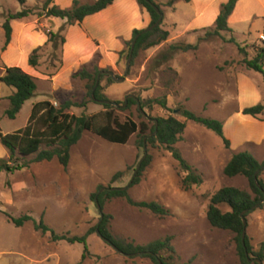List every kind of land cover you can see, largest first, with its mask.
I'll return each instance as SVG.
<instances>
[{
	"label": "rangeland",
	"instance_id": "rangeland-1",
	"mask_svg": "<svg viewBox=\"0 0 264 264\" xmlns=\"http://www.w3.org/2000/svg\"><path fill=\"white\" fill-rule=\"evenodd\" d=\"M47 1H27L26 6L32 7L37 15L11 21L14 41L21 42L32 29L34 35L41 31L48 38L49 27L44 21L47 16L38 15L45 13L43 8ZM157 1L165 12L170 0ZM239 2L240 6L231 22L233 29L222 31L221 35H206L208 30L215 27V10L206 9L197 15L201 6L198 9L192 2L179 1L177 14L182 20L178 21V25L165 23L164 19L162 21L161 28L169 32L166 40L140 49L124 81H109L106 77L100 79L102 93L106 98L119 102L120 107L106 108L93 100L88 95V80L76 74L84 69L92 73L97 69H108L117 76H124L127 68V59L124 57L118 59L116 64H111L95 54L75 71L70 94L60 91L57 97H47L55 100L54 105L57 107L67 100L77 103L86 101V106H73L67 111L78 116L98 113L97 123L101 125L106 123L105 113L108 110L120 121L131 118L137 124H147V133H150L154 120L159 116L172 114L186 123L182 139L175 146L202 174L203 182L186 189L183 186L185 174L172 154L164 146L147 143V155L152 156V161L144 170L140 182L129 187L133 199L158 201L171 210V215L161 218L148 210L130 205L122 197L107 199L103 208L105 214L111 215L110 230L120 241L145 245L166 235H173L176 264H256L254 260L244 262L241 259L236 233L213 227L206 212L210 196L223 186L251 191L246 177H228L224 174V167L233 154L245 150L254 154L259 161H264V142H245L236 146L230 140V145L226 146L214 131L182 114L186 108L224 123L234 114L243 113L244 108L238 100V77L250 73L264 89L262 74L249 69L244 62L245 58H253L257 48L264 44V0ZM24 7L18 0H0V67L5 66L7 58L15 53L12 49L6 54L3 23L9 13ZM188 22L198 27L186 31L183 28ZM60 37L41 46L45 65L59 64ZM231 37L235 38L236 43L229 41ZM177 43H190L197 45V48L172 52L170 46ZM13 90L1 83V94L6 95ZM128 94L140 97L143 102L165 97L170 110L152 103L143 109L147 114L143 115L137 104L130 108L122 106ZM39 96L36 92L34 97L27 100L15 119L7 116L1 118L3 132L12 133L25 127L31 113V102ZM139 139L138 132H135L127 143H114L84 130L80 140L71 148L70 163L66 168L57 158L35 161L34 154L19 159L28 164L26 168L14 173L1 171L0 264H154L142 255L127 256L118 252L97 232L91 233L87 240L92 255L82 259L83 243L53 241L50 232L44 234L36 230L34 224L43 221L57 233H68L70 236L84 235L95 227L101 216L91 194L100 185L118 188L129 186L135 168L145 153V149L138 145ZM47 142L44 141L41 149L54 147ZM119 171L124 174L112 182L113 175ZM261 177L264 180V169ZM221 207L224 211L229 209L227 205ZM5 213L14 217L29 214L33 220L18 227L7 219ZM245 217L247 236L252 245L250 255L256 258V253L264 243V203L249 210Z\"/></svg>",
	"mask_w": 264,
	"mask_h": 264
},
{
	"label": "trees",
	"instance_id": "trees-1",
	"mask_svg": "<svg viewBox=\"0 0 264 264\" xmlns=\"http://www.w3.org/2000/svg\"><path fill=\"white\" fill-rule=\"evenodd\" d=\"M23 6L22 10L15 13H9L5 22L3 23V28L5 31L6 41L5 46H7L11 41L12 36V20H22L36 16L37 13L32 7H27L26 3L28 0H18ZM52 0H48L43 8L45 13H40L38 15H45L47 17L54 16L62 19H66V24H76L89 15L95 14L109 5H111L114 0H94L86 1L73 0V4L70 8H60L56 5L50 6ZM176 1H168V6H172ZM189 2L191 0H183ZM239 0H227L221 6L220 12L215 20L214 29L207 31L206 35H221L222 31H231L229 26V17L235 10L237 2ZM139 5L147 10L151 16L150 25L155 23L159 18L158 12L153 7V4L161 9V4L157 0H138ZM162 24V23H161ZM161 24L155 29L149 32H143L144 29H135L133 31V36L131 40L127 41L126 48H124L119 53V59H128L131 43L133 39L141 34L136 42L133 59L137 56L140 49L149 48L158 45L162 41L166 40L169 32L161 28ZM61 34V35H60ZM48 42H54L61 36V46L65 42L64 35L62 31L56 33L49 30ZM230 42L236 43L234 37L229 39ZM197 45L193 44H172L170 50L172 52L177 51H188L190 49H196ZM240 50L243 48L238 45ZM41 46L34 48L29 55V64L36 67L42 58ZM132 59V60H133ZM245 64L249 69L260 72L264 80V44L257 48L256 55L251 58L244 59ZM97 69L94 73L87 70H82L76 75L83 79H87L88 95L91 96V91L95 85L98 73L100 71H106ZM106 77L109 81H112V77L108 74H102L101 78ZM0 81L5 85L14 88V93L9 97V107L6 110V115L10 119H15L17 114L20 112L21 108L25 102L35 96L37 92V80L34 76L25 72L19 66H6L0 75ZM95 97L98 99H108L102 93V86L99 84L95 91ZM138 97V96H137ZM141 107L144 109L150 106L152 103H158L163 109L170 110L167 104L166 98L151 99L147 102H143L140 97ZM119 103V102H117ZM138 105V102L134 98L128 99L127 108L132 105ZM106 108H114V105L103 104ZM73 106H86V101L77 103L71 100L65 101L60 107H57L49 100H44L37 102L33 105L29 121L27 125L20 128L12 133H2L0 128V140L1 143L7 148L9 156L7 158H0V172L6 171L14 173L17 170H21L27 167L26 162H20V158H27L31 155L35 156V161H50L57 158L60 164L65 168L70 163L71 158V148L74 146L82 137L84 130L92 131L98 136L104 139L114 142L125 144L128 142L131 135L135 132L139 134L138 145L141 149H144V138L147 135L153 134L155 130L157 132L147 138V143L155 146L159 144L164 146L173 156V158L178 162L181 170L184 172L183 186L186 189H190L194 185H200L203 182V176L194 168L183 156L182 152L175 146V144L182 139V134L186 127V123L176 118L174 115L169 114L167 116H159L154 120L153 126L150 128V133H147L149 127L145 123L137 124L133 119L127 118L124 121H120L116 116L112 114L111 110L106 111V123L101 125L97 123L98 113L92 115L82 114L80 116L69 113L67 110ZM139 109V107H138ZM140 111V109H139ZM244 114H249L254 117L264 119V97L257 104L245 107L243 109ZM187 119L193 120L196 123L202 124L207 129L214 131L219 137L222 138L226 146L230 145V139H228L224 132L223 121L212 118L205 117L196 114L189 109H183L182 113ZM156 121L158 125L156 127ZM39 125V126H37ZM44 141H48L47 144L54 146L49 149H41V145ZM152 156L148 154L144 161L142 162L141 168L135 175L131 183L126 188L118 189H105L100 192L103 185H100L98 190L91 194V197L95 200L98 197L99 203L104 208V204L107 199L114 197L125 198L126 201L140 210H148L156 216L161 218L171 215V210L161 204L158 201L151 200H141L137 201L131 197L129 194V187L140 182L144 170L151 163ZM264 166V161H259L254 154L245 150L240 151L231 157L224 167V174L228 177H234L237 175H242L246 177L249 181L251 191L240 189L235 186H223L215 191L209 200L207 207V219L210 224L218 229L231 230L236 233V241L238 245V252L241 259L247 262L245 249L242 243V232L244 229L243 220L241 218V213L256 205L259 201L264 198V180L261 177V172L257 175L259 186L256 184V172ZM124 174L123 171L115 173L112 177V182H115ZM115 187V186H108ZM221 205H227L228 210L224 211ZM7 219L14 223L16 226L21 227L26 222L33 220V217L29 214H24L19 217H14L8 213H5ZM111 215L105 214L100 222L88 230L84 235H74L70 236L68 233L59 234L43 221L34 222L35 229L40 230L42 233L46 234L50 232V237L53 241L65 240L69 243H83L84 252L82 254V259L91 256L92 253L88 247V236L99 229V235L106 241L109 245H115L118 248V252L127 255L134 256L135 253H142L143 257L149 258L154 264H176V250L172 244L173 235H166L163 238L156 239L147 244H135L134 242H123L115 238L110 230L109 222ZM246 247L249 254L252 253V245L250 239L246 236L245 239ZM148 252H152L149 254ZM264 243L262 248L256 255L264 261ZM251 256V255H250ZM256 262V261H255ZM189 264V263H184ZM258 264V262H256Z\"/></svg>",
	"mask_w": 264,
	"mask_h": 264
},
{
	"label": "crops",
	"instance_id": "crops-1",
	"mask_svg": "<svg viewBox=\"0 0 264 264\" xmlns=\"http://www.w3.org/2000/svg\"><path fill=\"white\" fill-rule=\"evenodd\" d=\"M179 1L165 8V23L169 22L178 25V21L182 20L177 14ZM191 2L198 9L201 6V11L197 15H201L206 9L213 8L217 18L222 3L226 2V0L189 1V3ZM72 4L73 0H52L50 6L56 5L60 8H70ZM239 6L240 2L238 1L235 10L229 17V26L232 29L231 22ZM246 13L247 11L243 14L245 15ZM44 21L46 26L49 27V30L54 32L62 31L64 35L65 42L61 46L59 64L49 63L45 65L43 63L44 56L40 59L38 66L34 67L29 64L31 51L34 48L43 46L48 40L44 32H36V35H34L32 29L30 30L32 32L28 33L21 42L14 41V38L12 39L11 36L10 43L4 49L6 54L11 52L12 49L15 53L10 55V58H7L5 66L0 67V75L6 66H19L25 72L36 78L38 86L37 93L40 96L33 99L34 101L32 100L31 110L33 105L40 101L49 100L53 104L56 103L55 100H50L47 97H57L60 91H65L67 94H70L75 71L85 65L95 54L100 55L108 63L116 64L119 59V53L124 49L125 43L131 40L133 31L148 27L151 22V16L147 10L139 5L138 0H114L107 8L85 17L83 21L76 24H66V19L54 16L46 17ZM192 27L198 26L188 22L183 29L187 31ZM40 69L43 71L41 72ZM249 74H242L237 79L239 91L238 100L242 108L255 105L264 97V89L261 84L254 80L253 75ZM1 83L0 81V89ZM14 91L6 95L0 93V121L1 118L7 116L6 110L10 104L9 97ZM29 117L30 115L27 118V123ZM0 128L2 133L6 134L2 130L1 124ZM224 132L236 146L242 145L245 142L260 144L264 142V119L256 118L249 114L236 113L228 121H224ZM1 144L0 158H7L9 152Z\"/></svg>",
	"mask_w": 264,
	"mask_h": 264
},
{
	"label": "water",
	"instance_id": "water-1",
	"mask_svg": "<svg viewBox=\"0 0 264 264\" xmlns=\"http://www.w3.org/2000/svg\"><path fill=\"white\" fill-rule=\"evenodd\" d=\"M153 7H154L155 10L158 12V14H159V18L157 19V21H156L155 23H153V24L149 25L147 28H145L143 32H149V31L155 29L156 27H158V26L162 23V21H163V19H164V13L161 11V9H160L159 7H157L156 5H154V4H153ZM140 35H141V34H138V35L133 39V41H132V43H131V47H130V51H129V56H128V59H127V62H126V67H127V68H126V72H125V75H124V76H117L112 70L100 71V72L98 73V76H97V79H96L95 85H94V87H93V89H92V91H91V96H92V99H93V100H95V101H97V102H99V103H102V104H111V105H114V106H116V107H120V106H121V105H120L119 103H117L116 101H113V100H110V99H98V98H96V97H95V91H96L97 87H98L99 84H100V79H101V75H102V74H108V75H110V76L112 77L113 80L118 81V82H122V81L125 80L126 75L128 74V72H129V70H130V66H131V62H132V59H133V54H134L135 45H136V42H137V40H138V38H139ZM129 98H134V99H136L137 102H138V107H139L141 113H142L143 115H147V114L145 113V111L143 110V108L141 107V104H140V100H139V98H138L136 95H134V94H128V95L126 96L125 101H124V104L122 105L123 107L127 106V104H128V99H129ZM157 125H158V121H156V127H157ZM156 132H157V130H155V132H154L153 134L147 135V136L144 138V149H145V153H144V155L142 156V158L139 160L138 165H137V167L135 168V173H134V175H133V177H132V180H133V178L135 177V175L138 173V171L140 170L141 165H142V162L144 161V159H145L146 156H147V151H146V150H147V138L150 137V136H152V135H154ZM263 169H264V166L256 172V184H257L258 186H259V182H258L257 175H258ZM105 189L113 190V189H118V187H110V188H108V187H102L101 190H100V192L104 191ZM95 201H96V203H97V206H98V209H99V212H100V216H101V219H102V218L104 217V212H103V208H102V206H101L100 203H99V200H98V197H97V196H96V198H95ZM262 203H264V198H263L261 201H259L256 205H254V206L251 208V210L258 208ZM248 211H249V209H246V210H244V211L241 213V218H242V220H243V224H244V229H243V232H242V243H243V246H244V249H245V253H246V257H247L248 261L254 260V261L258 262V264H262L263 261H262L261 259H259V258H254V257H251V256H250L249 251H248V249H247V247H246L245 239H246V236H247V220H246L245 214H246ZM96 232L99 234V229H98V228H97V231H96ZM112 247H113L114 249H116L117 251H119L118 248H117L115 245H112ZM148 253H149V254H152V252H148ZM141 254H142V253H135L134 255H141ZM161 264H162V263H161Z\"/></svg>",
	"mask_w": 264,
	"mask_h": 264
}]
</instances>
